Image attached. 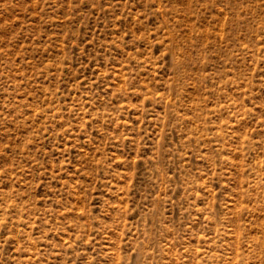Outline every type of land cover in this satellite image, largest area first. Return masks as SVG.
<instances>
[{
  "label": "rangeland",
  "instance_id": "374dc122",
  "mask_svg": "<svg viewBox=\"0 0 264 264\" xmlns=\"http://www.w3.org/2000/svg\"><path fill=\"white\" fill-rule=\"evenodd\" d=\"M0 264H264V0H0Z\"/></svg>",
  "mask_w": 264,
  "mask_h": 264
}]
</instances>
